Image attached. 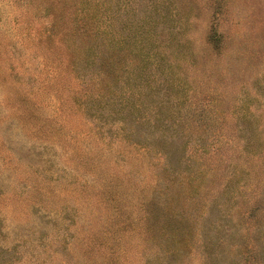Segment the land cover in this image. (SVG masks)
I'll return each mask as SVG.
<instances>
[{
  "label": "rangeland",
  "instance_id": "374dc122",
  "mask_svg": "<svg viewBox=\"0 0 264 264\" xmlns=\"http://www.w3.org/2000/svg\"><path fill=\"white\" fill-rule=\"evenodd\" d=\"M0 264H264V0H0Z\"/></svg>",
  "mask_w": 264,
  "mask_h": 264
},
{
  "label": "trees",
  "instance_id": "16d2710c",
  "mask_svg": "<svg viewBox=\"0 0 264 264\" xmlns=\"http://www.w3.org/2000/svg\"><path fill=\"white\" fill-rule=\"evenodd\" d=\"M108 54L109 53H107L106 49H103L99 54L95 55L92 58V62H90L94 64L96 67L97 77L95 78V81L97 82L101 81L103 85L106 84L105 82L106 79H104L103 77L104 75H106L104 67L108 66L110 64V60L114 58L112 57L113 55L110 54L108 55ZM96 62L98 63L96 64Z\"/></svg>",
  "mask_w": 264,
  "mask_h": 264
}]
</instances>
